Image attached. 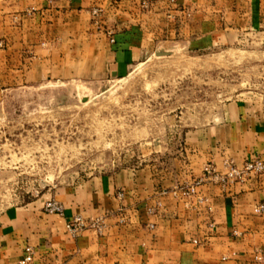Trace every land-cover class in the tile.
<instances>
[{
    "label": "crops",
    "instance_id": "1",
    "mask_svg": "<svg viewBox=\"0 0 264 264\" xmlns=\"http://www.w3.org/2000/svg\"><path fill=\"white\" fill-rule=\"evenodd\" d=\"M172 9L189 16L194 34L196 25L199 32L209 24V40L218 35L211 26L222 20L230 25L226 34L241 27L264 31V0H0V23L17 24L15 35L2 31L8 50L16 40L18 56L28 50L50 72L64 63L73 65L65 70L71 76L121 75L148 54L156 25ZM194 137L191 177H200L207 163L221 172L227 161L264 162V109L238 110L223 126ZM174 184L120 172L55 192L62 215L44 212L37 202L9 210L0 218V264H18L27 246L34 251L31 264H264V215L253 214L264 205V175L226 189L207 182L189 201L170 195ZM77 216L86 223L102 219L101 231L72 238L65 225Z\"/></svg>",
    "mask_w": 264,
    "mask_h": 264
},
{
    "label": "rangeland",
    "instance_id": "2",
    "mask_svg": "<svg viewBox=\"0 0 264 264\" xmlns=\"http://www.w3.org/2000/svg\"><path fill=\"white\" fill-rule=\"evenodd\" d=\"M172 12L126 73L94 77L68 75L64 63L50 72L28 50L18 56L16 40L8 50L2 38L16 21L0 23V218L120 172L189 184L198 178L194 134L264 109V31L226 34L222 20L209 40V24L194 34L189 16Z\"/></svg>",
    "mask_w": 264,
    "mask_h": 264
},
{
    "label": "built area",
    "instance_id": "3",
    "mask_svg": "<svg viewBox=\"0 0 264 264\" xmlns=\"http://www.w3.org/2000/svg\"><path fill=\"white\" fill-rule=\"evenodd\" d=\"M143 7H146L145 3H142ZM99 14L98 10H93L92 15L96 18ZM264 175V162L260 159H252L243 162L241 165H236L231 161H227L224 164V170L219 172L212 165H206L202 171V175L196 179H193L191 183L184 186L174 187L172 196L175 198H181L185 201L196 197L197 189L205 184L212 183L218 185L221 189L230 188L234 185H244L252 179L261 178ZM122 194L118 197L121 199ZM201 202V200H199ZM161 206L160 202L156 203L155 206L147 208L146 213L153 215L157 209ZM44 211L48 214L62 215V206L51 200L48 201L44 206ZM253 214L256 216L264 215V205L259 204L253 208ZM124 222L123 218L119 219V223ZM103 227L102 219H95L91 223H86L82 217L77 216L66 222L65 229L67 233L72 237H78L83 231L87 229H94L101 231ZM152 228V226H150ZM24 257L18 264H31L33 260L34 251L31 247L27 246L24 249ZM262 255H257L255 259L257 261L262 260Z\"/></svg>",
    "mask_w": 264,
    "mask_h": 264
}]
</instances>
